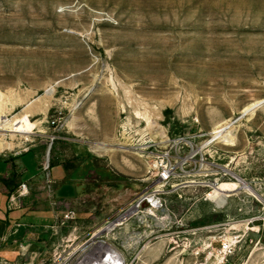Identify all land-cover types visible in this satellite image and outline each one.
<instances>
[{
	"label": "rangeland",
	"instance_id": "374dc122",
	"mask_svg": "<svg viewBox=\"0 0 264 264\" xmlns=\"http://www.w3.org/2000/svg\"><path fill=\"white\" fill-rule=\"evenodd\" d=\"M0 115V154L73 171L90 227L163 191L136 264H264V0H0ZM220 167L251 188L227 215L204 199Z\"/></svg>",
	"mask_w": 264,
	"mask_h": 264
},
{
	"label": "crops",
	"instance_id": "0c3cea01",
	"mask_svg": "<svg viewBox=\"0 0 264 264\" xmlns=\"http://www.w3.org/2000/svg\"><path fill=\"white\" fill-rule=\"evenodd\" d=\"M86 160L80 165L81 170L90 167V158L86 157ZM41 164V155L34 149L18 154H0V259L8 264H40L59 239L69 232V225L75 224L77 233L83 234L103 221L90 227V214L78 213L75 205L84 197L81 178L72 175L73 171L68 173L60 162L54 163L61 165L67 176L59 175L60 169L56 177L50 174L54 181L50 195ZM21 183H26L28 193L17 198L15 204H10L11 195H16ZM52 200L57 201L55 207ZM67 209L76 211V220L65 227H54L55 215ZM230 209L232 202L229 200L224 209L212 207V211L226 212V215L230 214ZM80 214L86 215V219L79 218ZM186 217L185 214L182 221Z\"/></svg>",
	"mask_w": 264,
	"mask_h": 264
},
{
	"label": "built area",
	"instance_id": "2783aa9c",
	"mask_svg": "<svg viewBox=\"0 0 264 264\" xmlns=\"http://www.w3.org/2000/svg\"><path fill=\"white\" fill-rule=\"evenodd\" d=\"M41 168L47 192L51 195L54 181L50 176L49 160L42 162ZM214 175L205 187L213 189L219 186L222 180H237L236 175L224 167L217 169ZM175 176L176 172L172 166L166 163L161 166L159 178L162 181H169ZM27 193L26 183H21L16 195H11L10 204H15L17 198ZM230 193L231 196L233 192ZM209 194L205 193L204 199L210 201L215 210L226 207L230 196L223 203H217L210 200ZM162 195L163 191L160 190H142L100 224L83 234L77 233L75 224L69 225L76 220V211H61L55 215L54 227L69 225V232L59 239L48 257L40 264H136L141 252L148 246L151 236L156 233L155 228L166 219V216H163L166 202ZM56 205L57 201L52 200V206ZM0 263L8 264L2 259Z\"/></svg>",
	"mask_w": 264,
	"mask_h": 264
},
{
	"label": "bare ground",
	"instance_id": "6f19581e",
	"mask_svg": "<svg viewBox=\"0 0 264 264\" xmlns=\"http://www.w3.org/2000/svg\"><path fill=\"white\" fill-rule=\"evenodd\" d=\"M254 105H250L246 108H244L242 110V114L243 113H246V112H249L252 108H253ZM3 115H0V123L2 122H5ZM228 127V123L227 122H224L220 125H218L217 127H215L211 132V136H212V139L213 140H218V139H221V140H225V130L227 129ZM2 128V126L0 125V129ZM3 134L0 133V151H3L5 149H9L10 148V145L7 144L6 142H4L3 140ZM97 148H99V150H102V151H108L109 148L105 145V144H102V143H98L97 144ZM238 189H244V190H251L250 186L244 181L242 180L241 178H237V181L235 182H226V181H223L220 183L219 186H217L213 191L212 193L210 194V197L217 203H223L225 201V198L229 196V193L230 192H234ZM251 192V191H249Z\"/></svg>",
	"mask_w": 264,
	"mask_h": 264
},
{
	"label": "water",
	"instance_id": "95a60500",
	"mask_svg": "<svg viewBox=\"0 0 264 264\" xmlns=\"http://www.w3.org/2000/svg\"><path fill=\"white\" fill-rule=\"evenodd\" d=\"M243 114H245V113H243Z\"/></svg>",
	"mask_w": 264,
	"mask_h": 264
}]
</instances>
